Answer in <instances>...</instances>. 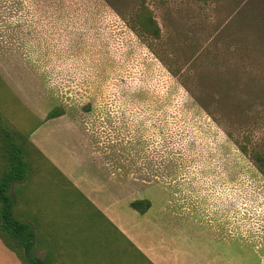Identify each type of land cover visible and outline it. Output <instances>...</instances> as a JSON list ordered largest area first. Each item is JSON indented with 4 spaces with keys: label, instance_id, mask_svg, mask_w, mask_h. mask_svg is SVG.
Listing matches in <instances>:
<instances>
[{
    "label": "rangeland",
    "instance_id": "374dc122",
    "mask_svg": "<svg viewBox=\"0 0 264 264\" xmlns=\"http://www.w3.org/2000/svg\"><path fill=\"white\" fill-rule=\"evenodd\" d=\"M144 1L157 40L129 19L140 0H0V167L13 139L39 172L31 194L11 185L13 202L42 212L51 264H148L32 149L56 110L121 194H168L185 214L166 215L168 241L197 260L264 264V168L252 155L264 153V39L241 13L249 0Z\"/></svg>",
    "mask_w": 264,
    "mask_h": 264
},
{
    "label": "crops",
    "instance_id": "0c3cea01",
    "mask_svg": "<svg viewBox=\"0 0 264 264\" xmlns=\"http://www.w3.org/2000/svg\"><path fill=\"white\" fill-rule=\"evenodd\" d=\"M40 120V125L33 129L29 136L28 141L32 149L39 153L44 161L71 185L80 188L81 195L90 207L116 232L124 236L126 241L148 264H198V262L199 264H216L217 261H221L223 264H233L228 257L223 260L224 258L217 255L211 260L206 261L203 258L197 260L192 256V252L185 248L186 245L173 241V236L168 241L162 228L167 221L166 215L177 218L185 215L183 212L176 213L175 208L168 206V194L150 195L146 198L150 202L148 209L143 213L138 212L130 206V202L144 198L140 194L136 196L121 194L122 186H117L111 174L104 167L94 164V161L91 162V158L87 156L83 132L79 127L70 123L64 115L48 119L40 118ZM65 132L75 135L76 143L71 149L66 146L61 137ZM62 149L68 150L67 154L61 152ZM77 167L83 169L78 171L75 169ZM37 174L39 172L33 173L28 165L25 179L15 184L22 187V190L24 188L20 194H31L26 192L25 188L32 183V178ZM13 187H15L14 184L11 188L12 194L14 192ZM27 203L28 201L24 199L18 206V203L14 201V214L20 220L28 222L34 227L38 248L36 255L43 257L48 250L42 246L47 245L39 243L42 236H39L37 230V227H41L42 212ZM178 225L179 221L176 226ZM174 226L172 228L177 229ZM43 249L45 250L44 255L40 256L38 252ZM56 260L52 259V263H56ZM0 264H22L16 254L7 248L1 239Z\"/></svg>",
    "mask_w": 264,
    "mask_h": 264
},
{
    "label": "trees",
    "instance_id": "16d2710c",
    "mask_svg": "<svg viewBox=\"0 0 264 264\" xmlns=\"http://www.w3.org/2000/svg\"><path fill=\"white\" fill-rule=\"evenodd\" d=\"M241 13H246L249 25L256 28V35L264 39V0H249L242 7ZM129 19L136 25L137 30L146 34L151 39L157 40L161 37L160 28L151 15V11L144 0L135 6ZM243 22H240L242 24ZM172 75L179 74V68L171 69ZM60 113L51 110L47 118L58 116ZM6 137V136H5ZM2 157L7 158L6 164L0 167V239L4 245L13 251L22 264H51L52 257L49 250L44 257L36 255L37 246L34 227L20 220L14 214V202L10 194V187L14 182L23 181L27 174L28 163L24 159L26 147L23 142H15L13 139H3ZM2 143V142H1ZM247 153L246 147L240 148ZM253 159L264 168V153L254 152ZM130 206L140 213L145 212L150 206L146 199H135Z\"/></svg>",
    "mask_w": 264,
    "mask_h": 264
}]
</instances>
